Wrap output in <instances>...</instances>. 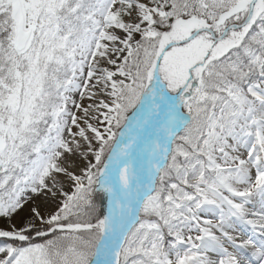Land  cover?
I'll return each instance as SVG.
<instances>
[{
	"label": "snow or ice",
	"instance_id": "6c2138e0",
	"mask_svg": "<svg viewBox=\"0 0 264 264\" xmlns=\"http://www.w3.org/2000/svg\"><path fill=\"white\" fill-rule=\"evenodd\" d=\"M0 264H264V0H0Z\"/></svg>",
	"mask_w": 264,
	"mask_h": 264
}]
</instances>
